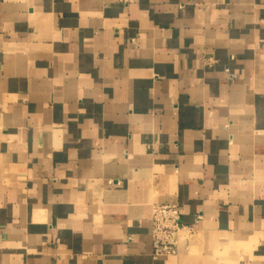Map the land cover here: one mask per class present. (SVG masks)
Wrapping results in <instances>:
<instances>
[{"label":"crops","instance_id":"crops-1","mask_svg":"<svg viewBox=\"0 0 264 264\" xmlns=\"http://www.w3.org/2000/svg\"><path fill=\"white\" fill-rule=\"evenodd\" d=\"M0 264H264V0H0Z\"/></svg>","mask_w":264,"mask_h":264},{"label":"built area","instance_id":"built-area-1","mask_svg":"<svg viewBox=\"0 0 264 264\" xmlns=\"http://www.w3.org/2000/svg\"><path fill=\"white\" fill-rule=\"evenodd\" d=\"M180 209L174 203L154 204L152 207V238L155 254H174L179 230L183 228Z\"/></svg>","mask_w":264,"mask_h":264}]
</instances>
